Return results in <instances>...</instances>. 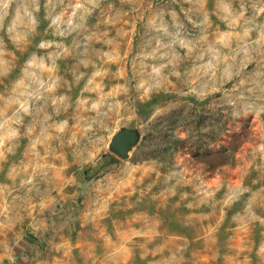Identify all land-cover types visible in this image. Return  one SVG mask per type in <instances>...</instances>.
<instances>
[{
	"label": "rangeland",
	"instance_id": "374dc122",
	"mask_svg": "<svg viewBox=\"0 0 264 264\" xmlns=\"http://www.w3.org/2000/svg\"><path fill=\"white\" fill-rule=\"evenodd\" d=\"M0 264H264V0H0Z\"/></svg>",
	"mask_w": 264,
	"mask_h": 264
},
{
	"label": "water",
	"instance_id": "95a60500",
	"mask_svg": "<svg viewBox=\"0 0 264 264\" xmlns=\"http://www.w3.org/2000/svg\"><path fill=\"white\" fill-rule=\"evenodd\" d=\"M139 134L135 127H121L112 133L107 143V149L120 159L127 157L128 151L136 144Z\"/></svg>",
	"mask_w": 264,
	"mask_h": 264
}]
</instances>
